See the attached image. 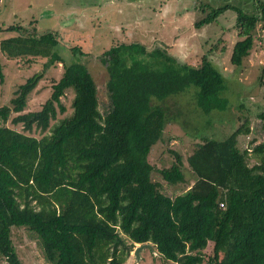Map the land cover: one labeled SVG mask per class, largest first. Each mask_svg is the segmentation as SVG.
<instances>
[{
	"label": "trees",
	"instance_id": "16d2710c",
	"mask_svg": "<svg viewBox=\"0 0 264 264\" xmlns=\"http://www.w3.org/2000/svg\"><path fill=\"white\" fill-rule=\"evenodd\" d=\"M257 7L251 14L237 10L234 65L251 53L254 40L261 43L255 36L257 25L264 30V3ZM222 8L196 24L211 21ZM10 28L18 33L0 40L6 58H46L44 69L61 63L62 74L38 110L24 112L38 73L18 86L10 105H0V256L8 264H21L10 237L13 226L38 239L49 264H122L135 243L145 242L177 264H201L203 256L192 251L207 241L213 254L206 264H264V136L251 151L239 145V136L251 131L246 116L224 139L201 137L186 157L194 182L182 193H162L151 177L158 171L169 184L185 181L178 152L169 150L174 161L161 169L148 159L171 117L155 101L194 85L204 112L227 107L222 74L205 55L190 65L141 43L110 46L100 55L108 75V101L100 112L80 47L68 48L67 57L56 34ZM69 89L72 112L58 118ZM257 116L264 130V108ZM8 120L23 130L7 126ZM34 128L40 137L26 133ZM250 152L258 158L252 165Z\"/></svg>",
	"mask_w": 264,
	"mask_h": 264
},
{
	"label": "rangeland",
	"instance_id": "374dc122",
	"mask_svg": "<svg viewBox=\"0 0 264 264\" xmlns=\"http://www.w3.org/2000/svg\"><path fill=\"white\" fill-rule=\"evenodd\" d=\"M259 3L264 0H0V40L18 33L10 26L35 27L39 33L56 34L58 50L64 56H72L68 48L80 47L86 54L80 61L86 64L97 87L100 112L108 101L105 89L108 75L100 55L110 46L141 43L151 50L160 48L162 54L176 63L190 65H196L205 55L222 74L225 87L221 95L227 99L225 109L209 112L200 109L196 103L198 88L194 85L168 96L163 102H154L163 105L167 117H171L167 119L162 139L152 148L148 159L161 169L174 161L169 150L178 152L183 156L185 181L169 184L158 171L151 177L160 184L162 193L174 197L194 182L186 157L202 141L203 135L224 139L240 123L239 117L246 116L251 131L239 136V145L251 151L263 140L264 130L257 116L264 108V30L260 25L256 27L255 37L260 35L261 43L254 40L251 53L239 66L230 62L234 42L240 39L235 27L237 10L257 13ZM219 6L223 8L214 19L196 24ZM26 58L8 59L0 51L4 75L0 82V105H10L16 89L27 78L37 73L41 76L27 97L24 112L40 109L50 97L52 83L62 74L61 63L44 69L46 58L36 57L33 61ZM73 94L69 89L61 97L65 111L61 113L57 109L58 118L72 112ZM6 125L23 130L21 124L14 125L10 120ZM26 133L35 137L42 135L35 128ZM250 153L249 164L252 165L258 158ZM10 237L21 264H49L42 255L38 239L29 236L24 227H11ZM133 250L125 255L122 264H136ZM192 252L201 254V264H206L213 254V242L207 241L205 247ZM222 255L220 249L219 257ZM0 264H8L2 256ZM138 264L177 263L162 257L152 245V248L140 251Z\"/></svg>",
	"mask_w": 264,
	"mask_h": 264
},
{
	"label": "water",
	"instance_id": "95a60500",
	"mask_svg": "<svg viewBox=\"0 0 264 264\" xmlns=\"http://www.w3.org/2000/svg\"><path fill=\"white\" fill-rule=\"evenodd\" d=\"M146 247L152 248V244L150 242L141 243L140 245H137L133 250V255L136 260V264H138L140 260V251L143 250Z\"/></svg>",
	"mask_w": 264,
	"mask_h": 264
},
{
	"label": "built area",
	"instance_id": "2783aa9c",
	"mask_svg": "<svg viewBox=\"0 0 264 264\" xmlns=\"http://www.w3.org/2000/svg\"><path fill=\"white\" fill-rule=\"evenodd\" d=\"M219 205H220L221 207H223V203H222V202H220Z\"/></svg>",
	"mask_w": 264,
	"mask_h": 264
},
{
	"label": "clouds",
	"instance_id": "9594fccd",
	"mask_svg": "<svg viewBox=\"0 0 264 264\" xmlns=\"http://www.w3.org/2000/svg\"><path fill=\"white\" fill-rule=\"evenodd\" d=\"M135 244H136V243H135ZM140 244H141V243H139V244H136V246H137V245H140ZM151 244H152V243H151ZM152 245H153V244H152ZM136 246H135V247H136Z\"/></svg>",
	"mask_w": 264,
	"mask_h": 264
},
{
	"label": "crops",
	"instance_id": "0c3cea01",
	"mask_svg": "<svg viewBox=\"0 0 264 264\" xmlns=\"http://www.w3.org/2000/svg\"><path fill=\"white\" fill-rule=\"evenodd\" d=\"M136 244H139V243H136Z\"/></svg>",
	"mask_w": 264,
	"mask_h": 264
}]
</instances>
